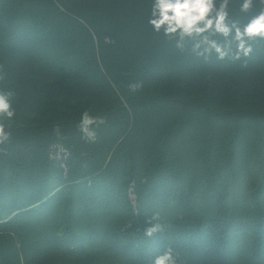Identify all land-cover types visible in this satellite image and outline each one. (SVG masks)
<instances>
[{"label":"trees","instance_id":"1","mask_svg":"<svg viewBox=\"0 0 264 264\" xmlns=\"http://www.w3.org/2000/svg\"><path fill=\"white\" fill-rule=\"evenodd\" d=\"M150 3L0 0V87L18 113L0 264H150L169 246L182 264H264V40L205 60L154 33ZM85 109L105 120L96 143L76 128Z\"/></svg>","mask_w":264,"mask_h":264},{"label":"clouds","instance_id":"2","mask_svg":"<svg viewBox=\"0 0 264 264\" xmlns=\"http://www.w3.org/2000/svg\"><path fill=\"white\" fill-rule=\"evenodd\" d=\"M230 5L231 0H151L147 23L154 33L174 41L175 47L181 51L190 41L192 53L205 60L213 55L220 61L246 60L253 53V43L264 40V0H239L237 14L249 16L243 24L238 18H233ZM6 75L4 65L0 64V81L5 80ZM141 87L140 82L127 85L130 94H135ZM14 100L13 89L0 87V154L6 153V146L12 142V128L18 115ZM104 123L103 117L85 109L80 114L76 128L85 142L96 143L97 129ZM61 128L59 124L54 128L58 136ZM158 220V214L146 220V237L151 238L162 231L159 222L153 223ZM150 264H182V261L169 246L158 252Z\"/></svg>","mask_w":264,"mask_h":264}]
</instances>
